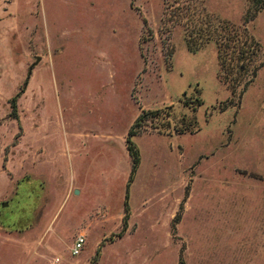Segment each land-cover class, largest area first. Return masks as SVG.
<instances>
[{
    "label": "rangeland",
    "instance_id": "1",
    "mask_svg": "<svg viewBox=\"0 0 264 264\" xmlns=\"http://www.w3.org/2000/svg\"><path fill=\"white\" fill-rule=\"evenodd\" d=\"M258 1L0 0V264H264ZM215 19L259 45L234 92Z\"/></svg>",
    "mask_w": 264,
    "mask_h": 264
},
{
    "label": "trees",
    "instance_id": "2",
    "mask_svg": "<svg viewBox=\"0 0 264 264\" xmlns=\"http://www.w3.org/2000/svg\"><path fill=\"white\" fill-rule=\"evenodd\" d=\"M260 6L257 7V12L262 9L264 5V0H259ZM258 1V3H259ZM254 15L249 18L246 22L253 20ZM206 18V17H205ZM208 18V17H207ZM210 18V17H209ZM215 21H218L215 19ZM212 22L210 21L207 26H200L199 27V35L196 39L191 36L189 40H187L189 50L192 52L197 51L195 41L199 38L202 39L201 42L198 41L200 44H204L205 42L215 40L218 45V62H219V79H223V81L231 84L233 87V92L235 88L241 86L242 81L241 79L234 78V73L237 71L239 72L240 76H248L250 73V63H252L259 51L258 43L250 37L249 31L246 27L239 28L227 21H218V25L213 27L212 29ZM247 63V64H245ZM227 71V74H226ZM225 73V77L223 76ZM243 73V74H242ZM253 76H256V70L253 72ZM232 80L234 84H232ZM248 86V82L245 84ZM236 90V89H235ZM19 94L16 95L11 101L12 111L16 115L17 106H18V99ZM162 113V110H155V111H144L138 118L135 124L128 132V137L126 139L127 143V150L132 160L131 166V175L130 180L128 182V187L125 196V218H124V225L123 229L127 228V221L128 215L130 213V206H129V186L130 183L133 181L135 174L137 173L140 165H141V155L140 150L137 144L134 142V137L137 136L140 132V126L142 122L149 118H154L159 116ZM96 263V258L92 262V264Z\"/></svg>",
    "mask_w": 264,
    "mask_h": 264
},
{
    "label": "built area",
    "instance_id": "3",
    "mask_svg": "<svg viewBox=\"0 0 264 264\" xmlns=\"http://www.w3.org/2000/svg\"><path fill=\"white\" fill-rule=\"evenodd\" d=\"M84 244H85V235H79L72 249V255L78 256L80 254V251L83 249Z\"/></svg>",
    "mask_w": 264,
    "mask_h": 264
},
{
    "label": "crops",
    "instance_id": "4",
    "mask_svg": "<svg viewBox=\"0 0 264 264\" xmlns=\"http://www.w3.org/2000/svg\"><path fill=\"white\" fill-rule=\"evenodd\" d=\"M81 235H84V234H81Z\"/></svg>",
    "mask_w": 264,
    "mask_h": 264
},
{
    "label": "water",
    "instance_id": "5",
    "mask_svg": "<svg viewBox=\"0 0 264 264\" xmlns=\"http://www.w3.org/2000/svg\"><path fill=\"white\" fill-rule=\"evenodd\" d=\"M6 205V204H5Z\"/></svg>",
    "mask_w": 264,
    "mask_h": 264
}]
</instances>
